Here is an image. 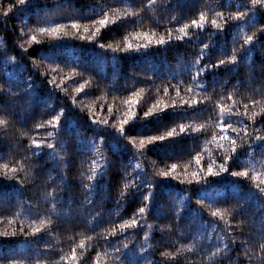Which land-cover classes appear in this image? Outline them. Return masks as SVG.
Wrapping results in <instances>:
<instances>
[{
    "label": "trees",
    "instance_id": "16d2710c",
    "mask_svg": "<svg viewBox=\"0 0 264 264\" xmlns=\"http://www.w3.org/2000/svg\"><path fill=\"white\" fill-rule=\"evenodd\" d=\"M14 2L15 0H0V88L7 89L9 84L17 80L22 82L19 88L13 89L20 93L19 97L12 96L10 99L24 109L20 115L27 114L28 119L21 124L18 116L9 115L20 112L18 108L7 107L6 111L0 112V118L10 121L4 138L12 146L11 154L6 153L0 164L31 157V161L25 160V170L28 171L30 165L34 167L28 172L27 179L24 171L19 172L15 180L0 177V232H16L15 236H0V255L14 256L20 264H72L71 251L76 248L79 264H94L97 259L99 264H143V255L151 254L159 261L161 252H175L177 248L183 247L178 260H184L186 264H209L210 249L224 235L221 230L212 231L208 222L214 218L210 217V212L216 208L239 210L241 203L248 219L245 220L243 234L240 235L235 225L244 217L232 218V231L237 245L241 240H247L249 235L255 234L254 228L258 230L260 214L264 209L261 204L264 197L253 195L255 187L251 181L256 173H264V153L258 147L260 142L253 143L257 135L264 136V49L253 47L251 54L235 66L234 72L220 69L216 75L205 74L208 81L206 92L197 88L191 79L197 70L195 62L200 59L199 53L204 43H209V49L204 50L205 57L200 60V64L216 62L222 51L231 55L235 49L238 57L243 55L240 47L243 35L245 32L252 34L256 28L246 26L245 23H240L237 27L236 21L228 19L224 23L223 19L215 16V12L219 11L223 12L224 17H230L237 11L236 3L243 0H191L189 5L170 13L164 11L162 6L165 0H156V6L152 8L147 7L150 0H142L139 5L130 3V0H124L123 3L119 0H47V6L46 0H31L26 10L14 8L13 13L3 16L8 4ZM101 4L103 10L113 18L123 16L126 10L131 9L138 13L137 19L143 18V22L135 26L128 24L120 27L118 21L116 25L101 29L95 40H82L80 36L85 34H77L71 24L79 23L94 31V20L101 18ZM240 10L247 11L243 8ZM201 11L209 17L205 29L201 32L189 28L191 39L176 41L175 30L198 19ZM169 15L175 17L171 23ZM211 19H218L223 31L218 32L212 27ZM249 21L257 27L264 26V9L254 17L249 14ZM56 24L68 26L65 30L67 35L63 38L58 39L36 31L40 27H52ZM168 30H172L173 41L167 45L157 47L153 44L147 50L139 52L114 53L109 48L111 45L112 48L123 49L128 41L133 44L142 42L136 39L135 33L154 32L167 38ZM32 35H36L40 43H33L30 39ZM99 44H103L104 49L98 47ZM228 55L223 58L227 59ZM29 79L34 82L32 95H27L24 91L27 85L23 82ZM47 80H53L55 84L49 85ZM217 80L221 82L216 83ZM81 86L83 91L77 92ZM164 89H167V93ZM177 89L179 96L176 94ZM188 89H192V92ZM229 95L232 100L227 99ZM207 97L211 98L210 103L213 105L224 104L226 108L232 105L233 100L236 102L233 112L241 115H226L224 121L225 124L232 122L242 139L237 138L231 129L228 130L227 134L237 139L238 146L235 154L229 150L233 160L228 162V166L230 171L247 170L249 178L231 177L227 173L216 178L209 177L212 186L208 191L219 203L208 207L212 204V199L203 200L204 212L201 218L196 201L203 195L204 182L181 183L178 179L163 178L156 173L167 171L171 164L176 163L180 166L178 173H185L180 178L183 180L187 179V174L198 170L195 162L197 155L205 170L213 160L216 164L224 162L222 150L218 146V138L222 134L218 110L209 108L199 116L194 114L191 117H178L175 121L166 118L163 123L168 125L167 128L163 124H148L133 129L128 137H135L137 141L143 138L137 136V132H144L147 136L163 135L171 128H176L178 133L175 143L165 141L163 147L137 153L136 159H132L131 153L121 150L120 145L125 143L122 138L120 144L111 136L105 137L101 142L96 131L102 130L103 126L91 124L90 117L106 119L110 125L115 123L118 127L117 122L129 111L130 101L138 102L131 104V109L142 115V110H148L153 104L180 105L183 100L195 98L204 101ZM254 100L257 102L255 108L252 107ZM244 104L249 105L247 116L243 115L246 111ZM61 107L65 109L61 124H65L67 120L71 130L70 134L62 131L58 137L65 149L60 155L70 163L62 164V168L58 169L55 167L56 162L47 155L43 159L32 156V149L27 145L32 138L40 140L46 136L45 129H37L36 124H46ZM184 107L187 109L188 106ZM196 107L200 109L203 105ZM253 112L259 113L255 121L249 119ZM235 121H242L247 125L248 136H245L242 125ZM178 123L194 127L204 125L203 134H199L198 140L181 136ZM21 132L26 134L21 135ZM3 135L0 132V136ZM213 136L217 137L216 142H213ZM92 137L97 141L96 150H90L88 146V140ZM81 141L85 142L82 151ZM223 143L228 148V142ZM57 147L60 148L61 145L58 144ZM44 151L47 153L49 150ZM89 161H96L94 167L98 173H108L95 191L83 187L85 184L94 186L96 183L87 179L93 167ZM106 162L107 169L103 167ZM49 174L51 179L48 178ZM143 177L156 185L151 190L141 189V193L152 191L154 196L152 213L146 217V223L153 226L151 231L138 228L112 234L119 224L131 219L142 206L139 196L132 199L121 196L123 184L130 183L132 179L139 183ZM53 189L61 197L57 202L56 212H66L67 216L57 218L51 214L47 193ZM127 191H132V188ZM250 195L251 199L248 198ZM117 199L121 203L118 204ZM181 205L184 217L181 224L184 227L179 233L174 227L171 233L165 230L162 234L159 229L171 223L172 214L179 211ZM39 219H50L53 231L50 234H40L43 238L38 242L30 233L34 227L39 226ZM220 227H224L223 223ZM146 232L150 235L152 247L141 253L140 249L146 247ZM81 241L86 245L84 251L78 247ZM189 246H193L194 251H187ZM258 251V248L252 247L253 253ZM235 255H239L242 264H258L255 260H247L240 247L234 250L233 256ZM2 264H8V261L4 260ZM216 264H220V261L217 260Z\"/></svg>",
    "mask_w": 264,
    "mask_h": 264
},
{
    "label": "snow or ice",
    "instance_id": "6c2138e0",
    "mask_svg": "<svg viewBox=\"0 0 264 264\" xmlns=\"http://www.w3.org/2000/svg\"><path fill=\"white\" fill-rule=\"evenodd\" d=\"M119 2L123 3L124 0H119ZM31 3V0H15L14 3H10L7 6V10L3 11L2 15L7 17L10 13H13L14 8L18 9L20 11L26 10L27 6ZM130 3L134 5L142 4V0H130ZM191 3V0H165V3L162 5L164 8V11L171 12L178 8H183ZM45 6H47V0L45 3ZM156 6V0H150V3L147 5L148 8H152ZM101 9V18L98 20H94V31L90 29L88 26H82L79 23H72L71 28L75 30L77 34L83 32L85 35L80 36L82 40H95L97 35L101 32V29L108 28L109 25H116L119 21L120 27H126L128 24L137 25L143 22V18L137 19L138 13L135 11H132L131 9H128L125 11L123 16L117 15L116 18H113L109 15L108 12L103 10V5H99ZM237 11L234 14H231L230 17H224L223 12H215V16L217 18L223 19L224 23L228 22V19H232L237 22V27L240 23H245L246 26H250L251 28H256V31L252 32V34H248L247 32L243 35V44L240 45L241 49L243 50V55L238 57L236 55L235 49H233L231 55H228L226 52L222 51L219 55V58L216 62L212 63H204L200 64V60L204 59L205 57V51L209 49V43H204L203 49H201V52L199 53L200 59H198L195 63L198 66L195 74L191 77V79L196 83L197 88L201 89L202 91H207V84L208 81L205 79V74L208 75H216L218 73V70L223 69L225 72H234L235 66H237L239 63L243 62L245 58H247L251 52L253 47L259 46V48L264 49V26L257 27L255 23H251L249 21V14L251 16H255L258 14V12L262 9H264V0H243V2H237L236 3ZM247 9V11H241L240 9ZM116 12L118 13L119 10L117 9ZM169 22L171 23L172 20L175 19V17L169 15L168 17ZM154 23H158V21H154ZM209 23V17L206 15L205 12L201 11L199 14L198 19L191 20V23H185L182 27L176 29L177 35L174 37L176 41L183 42L185 38L191 39L189 36L188 29L193 28L200 30L201 32L205 29L206 24ZM210 24L212 27L218 30V32L223 31L222 26L218 19H211ZM67 25L63 24H56L52 27H40L36 31H38L41 34H47L48 36L55 37V38H63V36L67 35V32L65 31ZM90 34V35H89ZM218 33H213V35ZM136 39L138 41H142L140 43L133 44L131 41H128L126 43V46L121 49L120 47L112 48L111 45H109V48L114 53L117 52H129V51H136L139 52L141 50H147L150 46L153 44L157 47L167 45L172 43L173 41V35L172 30L167 31V38L164 35H157L156 33H135ZM199 37H197L198 39ZM31 41L33 43H40V41L37 40L36 35H32L30 37ZM98 47L101 49H104L103 44H99ZM225 55H228V58H223ZM210 59V56H209ZM220 80H217L216 83H220ZM21 83L19 80L15 81L14 83L9 84V87L7 89L0 88V112L6 111L7 107H14L20 109V112H13L9 115L12 116H18L19 120L18 122L21 124L26 123L28 116L27 114L21 116L20 113L24 111V109L16 103L15 100L10 99L12 96L19 97L20 93L15 92L14 88H19L21 86ZM27 85V87L24 89L25 94L32 95V92L34 91V82L29 79L28 81L23 82ZM47 84L54 85L55 81L53 80H47ZM83 91V86L77 89V92ZM165 93H167V89H164ZM189 92H192V89H188ZM177 96L180 95L179 89L176 90ZM134 95H138V93H134ZM228 100H232V96L229 95L227 97ZM211 98L207 97L204 101L191 98L189 100H183L180 105L176 104H153L151 108L148 110H142V115H139L137 111L131 109V104L138 103L137 101H130V108L129 111L125 113V116L123 119H120L117 124H109L108 120H97L95 118L90 117V122L93 125H100L103 126L102 130H97L96 135L100 137V141L103 142L105 137L111 136L113 137L117 144H120L121 138L125 141L124 144H121V150L125 153H131L132 159H136L137 153H143L144 151H150L152 148L157 147H163L165 141H169L170 143H175L176 138L178 136L176 128H171V130L167 131L163 135H151L147 136L144 132H137V136H141L143 138L137 139L135 137L129 138L128 133L131 132L133 129H136L138 127H143L148 124H156L161 125L165 128L168 127L167 124H164V120L166 118H171L173 121H175L178 117L183 118L185 116L191 117L194 114L196 116H199L202 113L207 112L209 108H214V110H218L219 117H220V127H221V135L219 136V148L222 150V155L224 157V162L220 164H216L213 160L211 163L208 164L207 169L205 170L201 166V159L200 156L197 155L195 157V162L197 164V171L192 172L190 174H187V179H180L181 176H184L185 173H178L179 165L176 163H173L170 165L169 170H161L160 172L156 173L157 176L163 177V178H169L172 179H178L181 183H195L200 184L202 181L204 182V190L203 195L200 199L196 201L197 205H199V215L201 218L203 217L204 212V204L203 200L205 199H212V204H209L208 207H212L213 204L219 203V200L214 199L211 197L210 191L208 189L212 186V181H209L208 178H216L220 177L222 173H227L231 177H243L245 179L249 178V172L247 170L244 171H230V168L228 166V162L233 160V155H229V150L231 153L235 154L237 152V139L232 138L230 135L227 134L228 130L231 129L233 133H236L237 138H241L239 134V130L236 127H233V123L229 122L225 124L224 117L226 115H241L239 112H233V109L236 106V102L233 100L232 105L230 107H225L224 104H215L213 105L210 103ZM73 104H75V101H73ZM187 105V109L184 107ZM197 105H203L202 108L197 109ZM31 105L29 104V107ZM245 108V113L243 115L247 116V110L249 109L248 104L243 105ZM257 106V102L254 100L252 102V107L255 108ZM171 109V111H169ZM155 110V111H154ZM191 110V111H189ZM264 111V109H262ZM65 109L61 107L59 111L54 114L50 119H48L45 123H37L36 128L37 129H45L46 136L42 137L40 140H37L35 138H32L30 143L27 145L29 149H32V156L37 157L38 159H43L45 155L52 160L55 161V167L60 169L63 165H67L70 163V161L65 160L63 156L60 155L61 151H65L63 148V142L58 139V137L61 135L62 131L68 132L70 134L71 125L67 123V120L65 121V124H61V117L64 116ZM257 115L259 113L253 112L252 116L249 117V119L255 121ZM10 121L7 118H0V132L4 133L3 136H0V160L4 159L5 154L8 155L11 154L12 146L9 143H6L5 136L8 133V126ZM237 124L242 125V130L245 133V136H248L247 132V125L244 124L242 121H235ZM127 126V128H126ZM179 127V135L184 137H190L194 140H198L200 138L199 134H203L202 130L204 128V125H200L199 127H194L193 125H185L184 123H178ZM158 130V129H157ZM198 135H193V134ZM26 133L21 132V135H25ZM213 142L217 141V137L213 136ZM242 139V138H241ZM51 141V142H50ZM224 141L228 142V148L224 147ZM259 141L260 144L258 147L261 149V152L264 153V136L257 135L254 138L253 143ZM84 141H81V151L83 150ZM97 141L95 137H92L88 140V146L90 147V150H96L95 145ZM60 144L61 147L58 148L57 145ZM111 147V145H109ZM148 146H152L149 148ZM251 147V145L249 146ZM44 149H48L49 151L45 153ZM135 150V151H133ZM25 160L31 161V157H22L21 159L13 162L9 161L7 163L0 164V177H3L5 179L9 180H15L18 173L21 171L25 172V178L28 177V172L30 171L31 167H34V165L29 166V170H25ZM105 161H107V158L105 157ZM47 163V161H45ZM90 165H93V167L90 169L91 174L87 176V179L89 181H96L94 186L91 185H83V187L86 190L89 191H95L96 188H98L103 180L107 178V171L99 172L94 167L96 164V161H89ZM105 169H107L108 164L107 162L103 165ZM136 167L138 168L139 165L137 164ZM41 171H43V165H41ZM97 175H99V179H97ZM123 176V172L121 173ZM137 175H140L137 173ZM49 179H51V174H49ZM251 181L254 184L255 187V193L253 195H258L259 197H264V173H256L254 176L251 177ZM18 183H20L18 181ZM156 185L148 180L146 177L141 178L140 182L137 183L135 179H132L131 182H125L123 184L124 191L121 192V196H127L128 198H136L139 196L140 202L142 206L138 208V212L133 215V217L129 220H124L123 223L119 224L114 230L112 234H115V232L125 233L129 229H141L147 228L149 231L152 229V225H148L146 223V217L147 215L152 213L153 210V201L154 196L152 191H147L146 193H141V189H154ZM129 188H132V191H127ZM249 199L252 198L250 195L248 197ZM47 199L49 203L51 204V214L56 215L57 218H59L61 215L67 216L68 214L66 212H56L57 208V202L61 200V197L55 192V189L52 190V192L47 193ZM125 203L127 201H124ZM117 203H121L120 199H117ZM261 204L264 205V200L261 201ZM162 214H163V210ZM183 205L180 206V210L176 211L172 214L171 217V223L165 226V228H160L159 231L163 234V232L166 230L169 233L173 231V228L175 227V230L179 233L181 228L184 227V225L181 224V221L183 220ZM210 217L214 218L210 220L208 223L212 227V231L221 230L223 231L224 235L220 236L219 242L213 246L212 249H210L209 255H208V261L209 264H216L217 260L220 261V264H242V261L239 257V255L233 256L234 250L237 247H240L245 254V258L249 261L255 260L258 262V264H264V209H262L259 219V228L256 230L254 228V235H249L247 237V240H241L239 245L236 243V236L233 234V223L232 218L234 216H241L244 217V219H240L237 221L235 227L239 229V234H243V226L245 223V220L248 219V216L246 214V211L244 209L243 203L240 204L239 210L236 208H225L221 210L220 208H216L215 210L210 212ZM143 221V223H142ZM35 223V222H34ZM223 223L224 227L221 229L220 225ZM255 224V221H253ZM45 229H47V232H45ZM53 231L52 228V221L50 219H39V226H36L32 229L30 235L35 237L36 240L39 242L42 240V233L44 234H50ZM9 235L15 236L16 232L13 231L12 233H9L7 231L0 232V236L8 237ZM144 241L146 244V247H142L140 249L141 253L147 252L148 248H151V242H150V235L148 232L144 235ZM248 245H251L249 247ZM78 247L81 249V251L86 250V245L83 241H81L78 245ZM126 248L127 245H124ZM252 247L258 248L257 253L252 252ZM119 251V249H117ZM183 251V247H179L176 249L175 252L173 251H163L160 253L161 259L157 261L153 258L151 254L149 255H143L141 259L143 260V264H186V261L184 260H178L177 257L180 256L181 252ZM187 251L192 252L194 251L193 246H189ZM200 251H204L203 249H200ZM46 254V253H45ZM62 259H64L62 257ZM4 260L8 261V264H20V261L16 259L14 256L11 255H0V264ZM71 262L72 264H79V260L77 258L76 248H73L71 251ZM94 264H99V260L97 259L94 261Z\"/></svg>",
    "mask_w": 264,
    "mask_h": 264
}]
</instances>
